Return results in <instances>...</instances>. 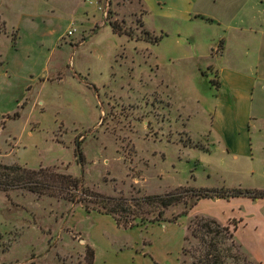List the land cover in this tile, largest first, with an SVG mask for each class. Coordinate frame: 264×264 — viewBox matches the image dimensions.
<instances>
[{"label":"rangeland","instance_id":"1","mask_svg":"<svg viewBox=\"0 0 264 264\" xmlns=\"http://www.w3.org/2000/svg\"><path fill=\"white\" fill-rule=\"evenodd\" d=\"M145 15L139 0H0L1 173L80 179L88 193L132 209L152 195L191 204L188 189L264 190V135L258 148L252 140V163L216 171L212 152L191 141L188 132L208 127L201 106L211 87L189 63L157 72L158 36ZM30 187L0 190V264H87L86 247L93 264H191L183 247L194 216L235 227L243 256L264 264L263 201L202 199L169 221L185 210L178 203L167 221L123 228L93 196L78 205L66 187Z\"/></svg>","mask_w":264,"mask_h":264},{"label":"crops","instance_id":"2","mask_svg":"<svg viewBox=\"0 0 264 264\" xmlns=\"http://www.w3.org/2000/svg\"><path fill=\"white\" fill-rule=\"evenodd\" d=\"M139 1L144 25L161 37L150 45L157 72L189 63L211 87L201 106L208 127L188 132L191 141L212 152L215 171L252 163V140L258 148L264 135V0Z\"/></svg>","mask_w":264,"mask_h":264},{"label":"trees","instance_id":"3","mask_svg":"<svg viewBox=\"0 0 264 264\" xmlns=\"http://www.w3.org/2000/svg\"><path fill=\"white\" fill-rule=\"evenodd\" d=\"M113 31H115L113 27ZM161 37L150 39V42L156 44ZM211 85L213 82H210ZM76 149V148H75ZM76 152H79L76 149ZM3 173L0 172V190L14 188L26 185L27 188L33 189L30 186H42L46 189L64 190L65 187L70 192V202L73 204H83L84 197H95L98 202L99 213L110 215L117 226L130 228L133 226L132 221L138 220L139 223H155L167 221L163 217L164 212L178 203L185 206V210L178 216L172 217L169 221H176L179 217L186 216L188 211L202 199H226L229 198H247L252 201L264 199V190L250 189H188L186 192L190 194L191 204L181 195L166 194L163 196L152 195L143 196L134 201V208L127 207V200L113 199L101 197L97 194L88 193L82 185L80 179L75 180L64 176H42V182L33 180V177L39 176L38 173L27 172L21 168L3 167ZM60 183L57 186V183ZM68 187V188H67ZM34 190V189H33ZM88 194V195H87ZM85 210H90L87 206H83ZM123 216V221H121ZM228 226H223L216 220L204 217L194 216L187 226L188 235L184 238L185 246L183 247V255L186 258H191V264H238L246 262L248 259L240 252V246L234 241V232ZM85 261L87 264L94 262V250L85 248Z\"/></svg>","mask_w":264,"mask_h":264},{"label":"water","instance_id":"4","mask_svg":"<svg viewBox=\"0 0 264 264\" xmlns=\"http://www.w3.org/2000/svg\"><path fill=\"white\" fill-rule=\"evenodd\" d=\"M77 150H78V148H79V145L78 144H76V147H75Z\"/></svg>","mask_w":264,"mask_h":264}]
</instances>
